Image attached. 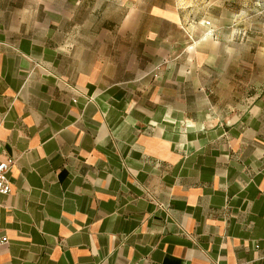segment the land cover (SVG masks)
<instances>
[{
  "label": "crops",
  "instance_id": "0c3cea01",
  "mask_svg": "<svg viewBox=\"0 0 264 264\" xmlns=\"http://www.w3.org/2000/svg\"><path fill=\"white\" fill-rule=\"evenodd\" d=\"M9 160L0 264H264V0H0Z\"/></svg>",
  "mask_w": 264,
  "mask_h": 264
},
{
  "label": "built area",
  "instance_id": "2783aa9c",
  "mask_svg": "<svg viewBox=\"0 0 264 264\" xmlns=\"http://www.w3.org/2000/svg\"><path fill=\"white\" fill-rule=\"evenodd\" d=\"M205 24L206 26H210L209 22H206ZM13 166V160L6 162L0 161V194L2 195H9L12 191L8 175L10 174ZM8 243L9 239L7 237H0V249L8 245Z\"/></svg>",
  "mask_w": 264,
  "mask_h": 264
}]
</instances>
